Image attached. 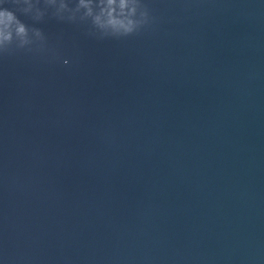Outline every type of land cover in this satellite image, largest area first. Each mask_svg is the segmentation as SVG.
Masks as SVG:
<instances>
[{
    "label": "clouds",
    "instance_id": "9594fccd",
    "mask_svg": "<svg viewBox=\"0 0 264 264\" xmlns=\"http://www.w3.org/2000/svg\"><path fill=\"white\" fill-rule=\"evenodd\" d=\"M114 2L115 0H108L109 6L114 4ZM137 6L140 9L139 19H117L115 17H112L111 12H109L110 18L108 23L112 26L113 32L108 36L120 38L136 35L139 34L141 30L149 27L154 22V18L150 15L149 9L145 4L141 2V0H137ZM125 7L126 0H121L120 8L124 9ZM14 21L19 25L17 31L19 33H24L25 25L17 19V16L13 11L7 9L0 11V25H4L5 27H7ZM63 63L67 65L69 61L67 59H64Z\"/></svg>",
    "mask_w": 264,
    "mask_h": 264
}]
</instances>
